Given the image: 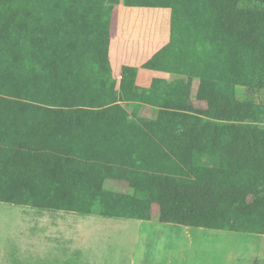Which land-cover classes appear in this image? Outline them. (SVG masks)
Wrapping results in <instances>:
<instances>
[{
    "label": "trees",
    "instance_id": "trees-1",
    "mask_svg": "<svg viewBox=\"0 0 264 264\" xmlns=\"http://www.w3.org/2000/svg\"><path fill=\"white\" fill-rule=\"evenodd\" d=\"M106 2L170 10L166 79L116 88ZM77 3L0 0V203L264 236V0Z\"/></svg>",
    "mask_w": 264,
    "mask_h": 264
},
{
    "label": "rangeland",
    "instance_id": "rangeland-1",
    "mask_svg": "<svg viewBox=\"0 0 264 264\" xmlns=\"http://www.w3.org/2000/svg\"><path fill=\"white\" fill-rule=\"evenodd\" d=\"M80 1L74 0L75 10L86 14L85 8L78 9ZM111 12L114 19L120 16L123 25L112 41L113 51L118 44L135 49L134 55H124L127 64L137 66L136 84L147 87L156 72L142 68L145 61L138 51L148 46L160 50L168 43L158 39L170 36V10L116 5ZM155 23L156 37L146 35ZM91 32L84 35L93 37ZM113 57L114 53L111 61ZM121 80L122 73L119 87ZM235 95L239 100L250 98L242 86L236 87ZM251 98L264 103V91ZM138 184L139 178L131 182ZM104 187L126 192L130 186L105 182ZM155 212L144 222L0 203V264H264V236L164 224L155 220Z\"/></svg>",
    "mask_w": 264,
    "mask_h": 264
},
{
    "label": "crops",
    "instance_id": "crops-1",
    "mask_svg": "<svg viewBox=\"0 0 264 264\" xmlns=\"http://www.w3.org/2000/svg\"><path fill=\"white\" fill-rule=\"evenodd\" d=\"M112 13V12H111ZM139 16V15H137ZM136 17V16H135ZM134 18V17H133ZM140 18V17H138ZM137 19V18H135ZM115 20V21H114ZM81 25V28H82V31L83 33H86L87 30H92L94 29L93 26L94 24H88V23H83L81 22L80 23ZM169 25H170V22H169ZM96 26V25H95ZM89 27V28H88ZM122 22L120 21V16L117 15L116 18L114 19V17L111 16V14L109 15V18H108V23H107V33L109 34L108 35V42H109V45H108V56H109V63H110V66H111V69H112V72H113V77L116 79L117 81V84H116V88L119 89V83L120 82V73H121V68L122 67H125V66H129V67H137L133 64H127L128 62L126 61V56L124 54H127L128 52H133V55L135 54V49L132 51L130 49H126L125 47L121 46L120 44L116 45L115 47V50L113 51V47H112V41L114 39H117L120 35V32L122 30ZM156 29H157V24L155 23V26L152 27V32L149 33V34H146V35H150V36H154L156 37ZM89 30V31H90ZM155 30V31H154ZM106 33V34H107ZM170 33V26H169V32H168V35ZM94 35V34H92ZM168 39V40H167ZM170 39V36L169 38H166L164 40H160L158 39V42H165V41H169ZM155 41V40H154ZM166 42V43H167ZM159 50V49H158ZM157 48H151L150 46H148V48H143L141 49V51H138V52H142L143 55H142V60L143 61H147L151 56H153L157 51ZM114 53V57H113V61L110 60V58L112 57V54ZM143 65V64H142ZM154 72V71H153ZM154 78H161V79H166V77L164 76L163 73L161 72H156V75H154L152 78H150L149 82L151 83V81L154 79ZM148 82V83H149ZM142 87V86H141ZM146 110V109H145ZM144 110V111H145ZM100 216V215H99ZM157 220V219H155ZM140 221V220H139ZM144 222H148V221H144ZM165 224V223H164Z\"/></svg>",
    "mask_w": 264,
    "mask_h": 264
}]
</instances>
